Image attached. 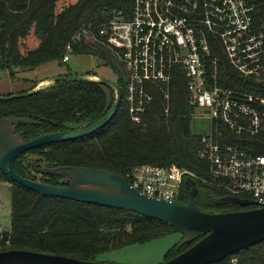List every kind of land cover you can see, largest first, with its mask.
<instances>
[{"label":"trees","instance_id":"16d2710c","mask_svg":"<svg viewBox=\"0 0 264 264\" xmlns=\"http://www.w3.org/2000/svg\"><path fill=\"white\" fill-rule=\"evenodd\" d=\"M251 1L257 19L264 22V0ZM131 8L132 0H0V69L8 70L14 77L18 71L34 69L49 61L65 64L63 59L70 46L72 54L95 55L114 68L118 72L116 82L123 90L119 110L106 126L77 139L23 152L15 163L17 173L62 185L61 176L44 174L39 169L84 166L112 171L132 182L129 175L137 166L176 164L193 173L189 177L198 188L196 204L203 211L216 213L257 207L217 202L230 194L213 182L210 162L202 156L204 133H195L191 128L194 107L189 102L186 78L178 66L173 67L169 83H147L146 90L152 99L141 114V122L133 120L126 102V69L100 33L115 15L129 16ZM210 42L208 67L220 78V83L259 93L231 64L220 40L211 38ZM65 75L76 74L69 71ZM24 92L27 90L19 94ZM14 95L9 93L0 99V118L22 117L34 121L17 126L24 141L88 126L103 118L116 100L111 88L89 81H60L33 95ZM219 129L220 144L264 154V132L256 136L237 135L222 123ZM0 181L10 182L12 192V226L3 234L0 251L31 250L96 261L102 253L176 232L166 222L133 211L41 195L13 181L1 169ZM191 188L185 181L180 201H188ZM201 238L182 245L181 241L176 243L165 254V261ZM213 264H264V241Z\"/></svg>","mask_w":264,"mask_h":264},{"label":"built area","instance_id":"2783aa9c","mask_svg":"<svg viewBox=\"0 0 264 264\" xmlns=\"http://www.w3.org/2000/svg\"><path fill=\"white\" fill-rule=\"evenodd\" d=\"M255 11L251 0H132L130 15H115L100 33L124 64L126 102L136 123L152 99L147 83L167 84L173 67L180 68L193 118L210 121L202 138V156L210 162L213 182L260 207L264 204V154L217 140L221 123L237 135L264 132V22ZM212 37H218L231 64L259 93L222 85L211 73ZM71 54L69 46L63 60L68 62ZM191 175L176 164H143L129 176L131 185L148 196L179 200ZM4 232L0 224V242Z\"/></svg>","mask_w":264,"mask_h":264},{"label":"water","instance_id":"95a60500","mask_svg":"<svg viewBox=\"0 0 264 264\" xmlns=\"http://www.w3.org/2000/svg\"><path fill=\"white\" fill-rule=\"evenodd\" d=\"M60 81H89L106 85L115 92L116 100L103 118L88 126L42 134L29 141L21 138L17 132V126L35 123L34 121L22 117L0 118V169L13 181L44 196L125 209L166 222L183 236L181 245L203 236L189 249L162 264H213L264 241V204L260 207L242 210L205 212L196 204L198 188L196 181L191 177L186 179V182L192 186L189 198L187 202H183L148 196L134 188L123 176L98 168L59 166L39 169L44 174L61 176L62 185H54L19 175L15 163L23 152L92 134L106 126L119 110L123 98L121 86L116 81H110L94 74L49 77L37 87L14 96L33 95L49 89ZM4 98L5 96H0V99ZM217 202L243 206L257 204L254 200L230 195L218 198ZM0 264L119 263L86 261L64 255L11 249L0 251Z\"/></svg>","mask_w":264,"mask_h":264},{"label":"rangeland","instance_id":"374dc122","mask_svg":"<svg viewBox=\"0 0 264 264\" xmlns=\"http://www.w3.org/2000/svg\"><path fill=\"white\" fill-rule=\"evenodd\" d=\"M213 38L217 39L218 37ZM69 71L80 75L91 72L110 81H116L118 77V72L114 68L95 55L71 54L70 60L65 64H60L55 60L49 61L34 69L18 71L14 77L10 75L8 70L0 69V96L9 93L19 94L23 90H31L32 85L37 84L40 79L65 75ZM209 127L210 121L204 117L194 118L191 122V128L195 133H205L209 130ZM37 176L40 177V175ZM11 204V183L0 181V224L5 231H10L12 226ZM182 237L180 233L174 232L147 243L135 244L102 253L96 261L119 264H162L165 262L167 251L180 242Z\"/></svg>","mask_w":264,"mask_h":264},{"label":"crops","instance_id":"0c3cea01","mask_svg":"<svg viewBox=\"0 0 264 264\" xmlns=\"http://www.w3.org/2000/svg\"><path fill=\"white\" fill-rule=\"evenodd\" d=\"M40 80H42V81H43L44 79H40ZM42 81L39 83V85L42 83Z\"/></svg>","mask_w":264,"mask_h":264}]
</instances>
